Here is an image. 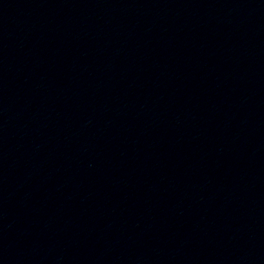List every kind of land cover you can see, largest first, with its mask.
Here are the masks:
<instances>
[{
	"label": "water",
	"instance_id": "1",
	"mask_svg": "<svg viewBox=\"0 0 264 264\" xmlns=\"http://www.w3.org/2000/svg\"><path fill=\"white\" fill-rule=\"evenodd\" d=\"M0 264H264V0H0Z\"/></svg>",
	"mask_w": 264,
	"mask_h": 264
}]
</instances>
